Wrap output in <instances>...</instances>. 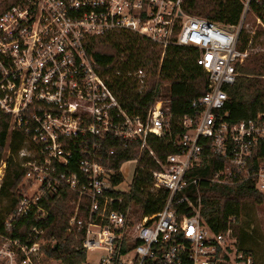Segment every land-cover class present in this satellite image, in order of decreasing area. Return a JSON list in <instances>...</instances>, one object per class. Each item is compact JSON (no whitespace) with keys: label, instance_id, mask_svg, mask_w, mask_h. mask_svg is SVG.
I'll return each instance as SVG.
<instances>
[{"label":"built area","instance_id":"obj_1","mask_svg":"<svg viewBox=\"0 0 264 264\" xmlns=\"http://www.w3.org/2000/svg\"><path fill=\"white\" fill-rule=\"evenodd\" d=\"M239 2L236 25L190 15L182 0H23L0 14V118L10 136H23L16 160L25 170L16 207L0 224V264L53 260L39 241L40 223L50 215L48 196L61 189L73 195L66 231L81 237L82 264H89L88 252L98 255L94 264H254L238 249L231 227L236 215L215 233L200 214L202 182H251L264 195V115L232 123L225 109L224 87L234 83L236 66L248 55L237 45L253 4L262 9L256 17L264 28V0ZM121 32L147 38L161 50L160 61L170 46L198 50L206 91L190 99L187 113L173 120L157 83L145 111L121 106L107 84L109 64H97L86 48L92 37ZM127 74L143 91L145 70ZM150 135L176 151L159 159L147 143ZM108 137L123 147L139 143L125 188L123 163L117 169L105 164L113 154L104 147ZM144 151L156 165L149 190H165L167 197L158 212L134 219L133 184ZM210 157L219 160L211 176L192 175ZM22 220L33 224L23 229Z\"/></svg>","mask_w":264,"mask_h":264},{"label":"trees","instance_id":"obj_2","mask_svg":"<svg viewBox=\"0 0 264 264\" xmlns=\"http://www.w3.org/2000/svg\"><path fill=\"white\" fill-rule=\"evenodd\" d=\"M23 0H0V14L13 4ZM182 8L190 15L201 16L222 25H236L242 15V5L239 0H182ZM256 16H262V9L254 4L251 7ZM253 34L240 31L238 49L247 50L248 55L242 64L236 66L237 77L233 84L224 87L228 100L225 109L229 112V121L232 123L255 119L264 115V53H250L249 50L257 46L259 37L264 36V29L260 27ZM87 51L97 64H109L107 70V84L126 109L145 111L151 102L155 84H166L169 89V107L173 120L187 113L190 99L204 94L206 91V74L196 65L195 57L198 50L189 46H170L161 58L159 47L147 38L132 34L118 33L117 35L104 34L92 37L87 42ZM143 68L146 72V87L138 92L135 78L129 76ZM120 73L116 75L114 72ZM8 123L0 118V162L5 160V170L0 186V197H6L8 205L0 211V224L3 217L12 212L18 201V186L22 183L25 170L16 160L17 151L23 140L18 132L10 136L7 132ZM9 135V138H8ZM147 143L159 159L176 151L175 147L164 139L148 136ZM9 150L5 156V147ZM104 147L112 149L113 154L107 155L105 164L108 168L117 169L126 161L136 159L139 155V143L133 142L126 147L118 139L108 137ZM219 160L213 157L196 168L192 175L209 177ZM156 168L154 161L144 151L139 161V167L133 184V200L142 215H152L163 206L167 197L165 190L151 192L150 171ZM115 181L121 176L116 175ZM200 214L213 232L225 230L230 216L239 217L241 208L247 201L256 204L264 203V195L254 189L251 182L241 185H218L202 182ZM73 195L66 189H61L52 196H48L46 207L49 217L40 223L43 233L40 243L48 256L60 259L64 264H82L85 254L80 250L81 237L75 233H67V222L73 211L71 204ZM33 224L22 220L19 225L26 228ZM234 236L237 237L238 249L247 252L243 241L237 236V225H231ZM0 231L5 232L0 225ZM16 230L9 234L16 235ZM7 233V232H6ZM53 245L56 246L53 249ZM257 264V263H255Z\"/></svg>","mask_w":264,"mask_h":264},{"label":"rangeland","instance_id":"obj_3","mask_svg":"<svg viewBox=\"0 0 264 264\" xmlns=\"http://www.w3.org/2000/svg\"><path fill=\"white\" fill-rule=\"evenodd\" d=\"M260 27L263 28V26L257 22L255 13L247 12L242 18L240 31L242 30L247 33L253 34V31L259 29ZM257 51H259L258 53H264V36L262 35L257 41V46L249 50L250 53H255ZM157 92L159 97H162L163 99L168 98L169 89L166 84H157ZM8 153L9 150L6 145L4 151L5 156H7ZM136 167L137 163L135 160L126 161L122 164L121 172L124 176V184L122 185L123 188H125L126 185L130 183ZM19 187L20 185L17 188L18 192L21 191ZM7 205V198L0 197V211H3V209H5ZM140 213L141 211L137 209L136 205H134L132 208L131 216L134 219H137ZM235 225H237V236H239V239L243 241L242 247L247 251V253H250L252 255L254 264H264V203L256 204L252 201H247L246 203H244L241 208L239 217L235 221ZM234 238L237 240L236 236H234ZM97 256L98 255L96 253L88 252L86 254V262L89 264H94L96 262ZM49 257H52L53 260L47 264H64L60 259H57L53 256Z\"/></svg>","mask_w":264,"mask_h":264},{"label":"water","instance_id":"obj_4","mask_svg":"<svg viewBox=\"0 0 264 264\" xmlns=\"http://www.w3.org/2000/svg\"><path fill=\"white\" fill-rule=\"evenodd\" d=\"M56 248V246L55 245H53V249H55Z\"/></svg>","mask_w":264,"mask_h":264}]
</instances>
